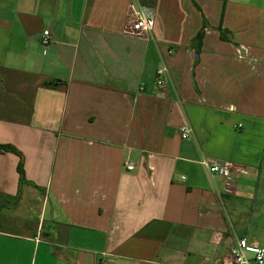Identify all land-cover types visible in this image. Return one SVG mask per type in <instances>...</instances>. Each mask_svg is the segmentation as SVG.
Instances as JSON below:
<instances>
[{"label": "crops", "instance_id": "crops-1", "mask_svg": "<svg viewBox=\"0 0 264 264\" xmlns=\"http://www.w3.org/2000/svg\"><path fill=\"white\" fill-rule=\"evenodd\" d=\"M130 1L0 0V144L28 181L15 206L20 157L0 153V264H231L241 238L264 249V0H155L143 37L123 34ZM204 158L234 165L233 195Z\"/></svg>", "mask_w": 264, "mask_h": 264}, {"label": "built area", "instance_id": "built-area-1", "mask_svg": "<svg viewBox=\"0 0 264 264\" xmlns=\"http://www.w3.org/2000/svg\"><path fill=\"white\" fill-rule=\"evenodd\" d=\"M155 25L154 11L152 8L141 5L138 0H131L127 9V20L123 29V34L130 37H143L149 34ZM41 46L46 49L52 43L51 34L48 30L42 33L40 38ZM167 73L166 67L160 68L156 72V85L160 88L167 86ZM181 138L189 140L192 137V129L189 126L181 128ZM200 164L213 175L220 176L224 179L223 192L226 195H233L234 190L232 187V174L234 165L221 159H202ZM127 171H132L134 166L130 162L125 163ZM184 179V177H182ZM231 264H249L251 261L257 264H264V249L255 247L249 244L246 238L237 240L236 245L230 251Z\"/></svg>", "mask_w": 264, "mask_h": 264}, {"label": "trees", "instance_id": "trees-1", "mask_svg": "<svg viewBox=\"0 0 264 264\" xmlns=\"http://www.w3.org/2000/svg\"><path fill=\"white\" fill-rule=\"evenodd\" d=\"M139 2L144 5V6H153L155 4V0H139ZM150 7V6H149ZM219 32L221 39L227 42H233L232 39V34L228 30H224L222 26L219 27ZM204 37V31L202 30L196 38L192 41L191 47L195 50L196 53V63L199 61V56L201 53L202 49V41ZM49 87L53 86V83L50 82L48 83ZM2 152H13L19 155L20 157V162L18 165V172L20 175V180H19V191L18 194L15 197H12L11 199L13 200L14 205H18L19 201L21 200L22 197V188L24 185L28 184V181L25 178V170H24V157L23 155L18 152L13 146L10 145H1L0 144V153Z\"/></svg>", "mask_w": 264, "mask_h": 264}]
</instances>
